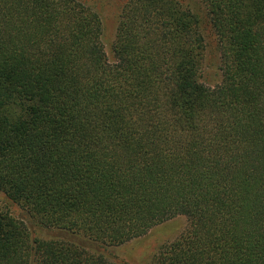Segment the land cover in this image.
<instances>
[{
  "label": "trees",
  "instance_id": "16d2710c",
  "mask_svg": "<svg viewBox=\"0 0 264 264\" xmlns=\"http://www.w3.org/2000/svg\"><path fill=\"white\" fill-rule=\"evenodd\" d=\"M122 0L110 59L87 0H0V264H264V0ZM63 237L36 235L33 226Z\"/></svg>",
  "mask_w": 264,
  "mask_h": 264
},
{
  "label": "rangeland",
  "instance_id": "374dc122",
  "mask_svg": "<svg viewBox=\"0 0 264 264\" xmlns=\"http://www.w3.org/2000/svg\"><path fill=\"white\" fill-rule=\"evenodd\" d=\"M88 3L101 14L103 20L102 41L110 59L113 58L112 45L115 42L118 18L122 0H87ZM187 5L192 6L201 17V32L205 37L206 48L204 51L202 80L215 86L221 81L220 51L218 41L210 26L206 11L198 0H184ZM0 205L9 208L13 214L25 217L24 212L17 206L12 205L6 197L0 193ZM189 226L185 216H178L151 229L145 236L132 240L126 244L114 247L110 250L111 257L120 263L126 264H150L153 255L158 249L178 238ZM36 235L49 239L52 237H63L60 231L41 229L33 226Z\"/></svg>",
  "mask_w": 264,
  "mask_h": 264
}]
</instances>
